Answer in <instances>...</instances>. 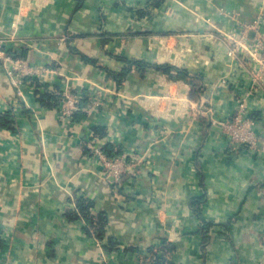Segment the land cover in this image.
Segmentation results:
<instances>
[{
    "label": "crops",
    "instance_id": "crops-1",
    "mask_svg": "<svg viewBox=\"0 0 264 264\" xmlns=\"http://www.w3.org/2000/svg\"><path fill=\"white\" fill-rule=\"evenodd\" d=\"M0 0L7 52L52 69L19 90L0 61V264H264V66L231 39L257 22L264 0ZM86 58L94 60L91 63ZM133 60L170 64L200 88ZM83 91L101 105L60 119L39 91ZM257 121L256 148L233 149L224 124L240 103ZM86 115V116H83ZM83 116V117H82ZM79 117H82L79 119ZM104 129V137L97 134ZM119 148L130 167L122 185L104 177L89 145ZM200 171L204 179L200 177ZM206 197L201 218L192 200ZM106 213L104 236L70 220L77 199ZM215 224L203 245L202 222Z\"/></svg>",
    "mask_w": 264,
    "mask_h": 264
},
{
    "label": "built area",
    "instance_id": "built-area-1",
    "mask_svg": "<svg viewBox=\"0 0 264 264\" xmlns=\"http://www.w3.org/2000/svg\"><path fill=\"white\" fill-rule=\"evenodd\" d=\"M245 29V33L240 39H231L233 43L232 55H237L241 49L249 48L247 43L248 32L254 29L256 37L254 38L251 52L253 57L259 59L264 66V31L259 29L257 22L246 26ZM0 61L3 62L8 77L19 90L26 85L37 87L41 79L52 72V69L47 66L34 65L24 57L10 55L5 48V41L2 39H0ZM56 94L60 96V119L65 122H73L75 115L79 111L88 112L97 109L101 105L99 95H86L83 91L58 90ZM85 98H88V103L83 107ZM256 127L257 121L249 115L244 102L240 103L237 115L233 120L224 124V130L234 150L240 147L256 148L258 144ZM89 148L105 167L104 177L106 180L117 187L128 174L130 167H133L128 163L127 156L119 153V148H115L114 155L109 156L105 151V145L101 144L99 140L93 141ZM154 258L152 254L143 256L141 264H153Z\"/></svg>",
    "mask_w": 264,
    "mask_h": 264
},
{
    "label": "trees",
    "instance_id": "trees-1",
    "mask_svg": "<svg viewBox=\"0 0 264 264\" xmlns=\"http://www.w3.org/2000/svg\"><path fill=\"white\" fill-rule=\"evenodd\" d=\"M157 1L158 0H154V3L158 4ZM86 60L90 61L91 63H95L94 60H91L88 58H86ZM133 66H136L142 69L143 71H146L150 68H155L159 71H162L169 79L184 80L187 83H189L193 87V89L200 88L201 78L199 76L193 75L185 69L175 68L170 64L153 65L145 61L133 60L128 63L127 69L123 71L122 73L115 74L111 71H108V74L110 77H113L117 81V83H122L124 79L126 78V75L128 74V72ZM85 94L87 95V93ZM38 100L43 105L49 108L55 109V108H58L59 106L60 96L47 89V91L45 92L39 91ZM87 103H88V98H85L83 100V107L86 106ZM80 114H83V110L79 111L75 115L74 120H78V116ZM83 116H86V115H83ZM82 117H79V119H81ZM0 126L3 128L15 131V122L12 119L11 112L0 114ZM96 132L100 137H104L105 135L104 129L97 128ZM105 151L109 156H113L115 153V147L110 144L106 145ZM200 177L201 179H204V175L202 171H200ZM124 179L125 177L123 178V181ZM123 181L119 185H122ZM205 202H206V197L202 196V197L194 198L191 203L192 209L200 218L202 215V210H203V206ZM93 206H94V202L90 198L81 197L77 199V209L78 210L76 212L70 213L69 218L70 220H78L79 218L84 219L86 221V231L91 235L94 232L95 236H97L98 238H102L104 236L105 226L108 223V217L106 213L100 214L98 216H94L91 211ZM214 226L215 224L213 223L204 222V221L202 222V226L200 228L199 233L201 234L203 238L204 246H207L209 244L211 240V230L213 229ZM162 251H163L162 254L159 255V253H156L154 252V250H152V255L155 257L153 264H172V262L167 257L169 253H172L175 251V247L171 246L168 243H165V245L162 248Z\"/></svg>",
    "mask_w": 264,
    "mask_h": 264
}]
</instances>
